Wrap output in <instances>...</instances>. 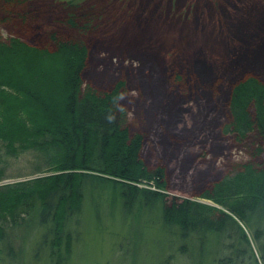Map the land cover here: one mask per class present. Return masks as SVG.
<instances>
[{
    "label": "trees",
    "instance_id": "obj_1",
    "mask_svg": "<svg viewBox=\"0 0 264 264\" xmlns=\"http://www.w3.org/2000/svg\"><path fill=\"white\" fill-rule=\"evenodd\" d=\"M94 2L59 3L58 22L69 29L44 34L43 13L30 0H0V24L17 31L0 34V254L14 255L13 238L29 220L46 228L41 245L52 256L65 240L68 251L87 191L99 184L126 213L158 210L182 253L191 243L201 251L214 246L224 253L219 264H246L249 249L250 262L260 264L244 223L258 213L264 221V53L227 86L212 80L213 70L180 71L175 84L198 100L196 120L176 130L167 114L148 132H133L124 83L109 91L84 84L86 37L102 29L107 10ZM198 128L205 149L232 141L247 157L225 171L198 169L200 155L186 151ZM13 160L26 171L10 172ZM19 177L28 179L2 184Z\"/></svg>",
    "mask_w": 264,
    "mask_h": 264
},
{
    "label": "rangeland",
    "instance_id": "obj_2",
    "mask_svg": "<svg viewBox=\"0 0 264 264\" xmlns=\"http://www.w3.org/2000/svg\"><path fill=\"white\" fill-rule=\"evenodd\" d=\"M64 1L70 0H30L32 8L43 13L37 24L41 33L57 29L67 33L69 28L60 25L55 8ZM94 4L107 10L102 29L86 37L90 56L84 84L109 91L124 83L125 117L133 132H148L155 117L167 114L174 117L176 130L196 120L198 100L175 84L180 71L195 65L198 71L191 74L203 76L205 69L213 70L212 80L227 86L264 53V0H95ZM11 31L0 24L2 39ZM29 41L37 42L36 35ZM198 129L197 141L186 149L190 155H200L198 169L225 171L233 161L247 157L232 141L205 149L204 132ZM151 155L154 164L159 153L153 144ZM9 164L10 172L26 171L23 160ZM175 165L173 159L169 167ZM162 220L158 210L126 213L114 192L97 184L87 191L79 221L70 229L68 251L65 240L52 256L48 246L41 245L46 228L27 220L13 238L14 255L1 253L0 264H219L218 254L224 253L214 246L201 251L191 243L182 253L180 237L165 229ZM244 226L259 263L264 264V221L259 213L253 214ZM250 257L248 249L246 264H256Z\"/></svg>",
    "mask_w": 264,
    "mask_h": 264
},
{
    "label": "bare ground",
    "instance_id": "obj_3",
    "mask_svg": "<svg viewBox=\"0 0 264 264\" xmlns=\"http://www.w3.org/2000/svg\"><path fill=\"white\" fill-rule=\"evenodd\" d=\"M97 76H99V74H96Z\"/></svg>",
    "mask_w": 264,
    "mask_h": 264
}]
</instances>
